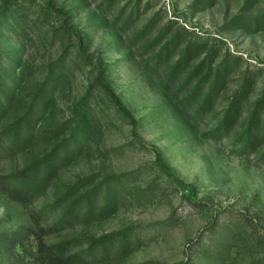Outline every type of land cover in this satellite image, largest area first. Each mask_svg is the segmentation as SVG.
I'll return each mask as SVG.
<instances>
[{
  "label": "rangeland",
  "instance_id": "rangeland-1",
  "mask_svg": "<svg viewBox=\"0 0 264 264\" xmlns=\"http://www.w3.org/2000/svg\"><path fill=\"white\" fill-rule=\"evenodd\" d=\"M0 95V264H264V0H0Z\"/></svg>",
  "mask_w": 264,
  "mask_h": 264
},
{
  "label": "trees",
  "instance_id": "trees-1",
  "mask_svg": "<svg viewBox=\"0 0 264 264\" xmlns=\"http://www.w3.org/2000/svg\"><path fill=\"white\" fill-rule=\"evenodd\" d=\"M101 66L103 68L102 63ZM9 108H10V104H8L7 100H3L2 95H0V112L3 113L7 111ZM124 112L131 118V115L128 111L125 110ZM14 132L17 135V137H19V135H22V133H20V129L18 130V128H16ZM91 199L93 198L86 199L85 203L79 207V208L84 207L86 219H90L96 215L94 213L95 206L94 204L90 203ZM109 199L110 198H106L105 203L102 205L103 213L105 214L109 213L110 208L113 207V204L109 203ZM196 207H198V205H196ZM128 235L129 234L127 233L113 234L98 241L97 246L102 248L105 252L103 255L104 256L103 259L109 258V254H110L112 257H116L117 260L124 261L129 256V254L134 252L137 249L139 242L138 240L132 241L131 236ZM79 264H81V262H79Z\"/></svg>",
  "mask_w": 264,
  "mask_h": 264
}]
</instances>
